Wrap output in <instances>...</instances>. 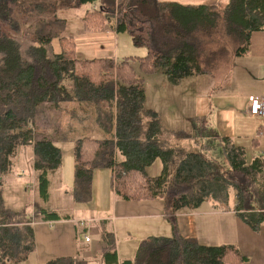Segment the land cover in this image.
<instances>
[{
  "label": "trees",
  "instance_id": "1",
  "mask_svg": "<svg viewBox=\"0 0 264 264\" xmlns=\"http://www.w3.org/2000/svg\"><path fill=\"white\" fill-rule=\"evenodd\" d=\"M224 1L219 8L221 4L192 6L161 0H0V264L28 259L35 249L36 222L73 219L48 206H36L28 216L6 206L3 197L2 178L12 173L19 148L31 146L36 191L43 202L49 200V175L61 165V149L49 137H36V109L63 100H76L83 110L95 113L96 123L108 134L75 139L72 200L90 201L94 170L107 168L119 199H160L162 216L171 228L168 236L139 240L135 255L121 262L113 231L103 229L99 255L103 264L247 260L234 244L208 245L182 236L176 214L210 201L234 211L258 232L264 224V155L248 161L245 148L211 129L205 115L193 117V134L171 133L179 140L190 137L204 152L170 144L157 110L144 106L143 79L130 63L137 60L148 73L161 70L171 84H178L190 76L213 74L232 45L233 57L244 55L252 33L264 31V0ZM86 4L93 7L81 18L85 30L108 25L117 33L128 32L146 53L127 55L118 62L101 56L77 58L74 39L64 35L66 19L58 14ZM17 36L29 41L24 53ZM69 78L72 87L67 90L63 81ZM202 138L206 139L202 142ZM158 159L159 173L150 175L148 169ZM44 264H87V260L65 255Z\"/></svg>",
  "mask_w": 264,
  "mask_h": 264
},
{
  "label": "rangeland",
  "instance_id": "2",
  "mask_svg": "<svg viewBox=\"0 0 264 264\" xmlns=\"http://www.w3.org/2000/svg\"><path fill=\"white\" fill-rule=\"evenodd\" d=\"M92 6V4H86L78 8H64L59 11L58 15L75 20L78 18L79 12L83 14L85 9H90ZM222 6L223 3L219 8ZM69 32L75 33V30L70 28ZM116 37L115 56L119 61L127 55L142 57L145 54V46L139 43L135 44L128 32H116ZM16 38L24 53L29 41L22 36ZM54 46V50L58 51V45ZM78 48L81 50L79 45ZM233 49H235L234 46H230V53L224 55L213 74L190 76L178 84H171L161 70L148 73L142 66L140 67L137 60H130L135 74L143 79L146 95L144 106L157 110L163 131L167 133L165 137L170 144H179L187 151L204 152L201 144L195 143L190 137L185 141L179 140L171 133L183 130L193 134V117L195 115L208 111L210 105L213 108V104L219 100L229 96L235 97V94L250 92L249 88L252 85L249 82L259 79V76L253 75V71L239 68L240 76L246 78V81L240 84L232 80L238 76L235 75L232 63L235 58L232 56ZM63 82L65 88L70 90L71 79L69 78V81L64 79ZM211 85L212 88L209 90ZM239 87L244 89L238 90ZM194 90L200 93L198 97H194L197 95ZM36 110L35 135L37 138L49 137L54 140L61 149V165L56 172L49 175V200L45 203L38 197L36 191L33 150L31 146L20 147L14 160L12 173L2 178L5 204L13 210L25 212L28 216L33 214L36 206H48L61 214H70L73 220L37 222L34 225L35 249L28 259L20 264H44L47 260L66 253L85 257L88 264H101L96 255L102 245L101 231L103 229L113 231L116 251L122 258L133 256L139 240L148 234L171 233L169 223L160 216H147V213L158 214L160 207H156L154 204L146 206L147 209L141 208V204H136L134 200H129L133 201L129 202L119 199L115 195L110 186V170L107 168L94 170L91 200L75 203L69 194L73 183L74 141L81 135L101 137L106 133L97 130L98 125L93 112L83 110L75 100H63L56 105L42 103ZM205 139L202 138L201 141L203 142ZM209 154L211 152L207 153V156L211 157ZM250 156L249 152L247 157L251 158ZM158 165L159 171L161 167L159 159L149 168V171L154 172V175L159 173L157 172ZM127 212L147 213L131 218L127 216ZM75 218H88V220L80 221ZM86 237L90 241L87 242ZM93 252L96 257L92 255Z\"/></svg>",
  "mask_w": 264,
  "mask_h": 264
},
{
  "label": "crops",
  "instance_id": "3",
  "mask_svg": "<svg viewBox=\"0 0 264 264\" xmlns=\"http://www.w3.org/2000/svg\"><path fill=\"white\" fill-rule=\"evenodd\" d=\"M161 1H174L180 4L193 6L199 4L220 5L223 3L224 0H161ZM96 5H98V3H96ZM83 14H80L79 12L77 16L78 18L75 20L65 17L66 27L64 30V35L71 36L74 39L76 57L77 58H96L100 56L111 57L116 62H118L119 59L118 57L115 56L116 55L115 52L117 49L114 44L115 39L117 38L116 32L112 30L108 25H105L101 29L99 28V30H95V31L85 30L81 19ZM70 28H73L75 30V33H70L69 32ZM78 45L80 46L81 50L78 48ZM232 63H233L235 75H238L232 78L234 82L237 81L238 83L242 84L246 81V78L240 76V72L238 71L239 68L240 69L245 68L248 71H253V75L259 76V79L255 80L254 82L251 81L249 82L252 85L249 88L250 92L244 94H235V97L229 96L223 100H219V102L213 104V108H211L210 105L208 111H205L204 113L197 115L207 116L209 127L211 129L217 131L221 135H225L232 138L233 141L236 142V144L243 146L246 151V158L248 161H250L252 160L253 157L257 155H263L264 153V119L252 117L249 115L248 101H247V96L249 94H264L263 93L264 91V31L253 32L250 38V45L248 47L247 52L244 55L235 57L232 60ZM202 76H206V75H202ZM211 88L212 85L210 86L209 90H211ZM237 89L240 90L244 88L239 87ZM255 91H260V92H255ZM194 92L197 93V95H195L194 97H198L200 93L197 90H194ZM75 102L78 103L76 100ZM94 115L95 113H93V116ZM97 130H102L99 127V125ZM104 135L106 134H103V136ZM249 152L251 158L247 157ZM158 169H159V165L157 168V172ZM147 173H149L150 175H154V172H150L149 169ZM155 200L156 199H150V200H140L135 202L136 204H141L140 205L141 208H146V206L148 205L152 206L155 204L156 207H160V212L158 214H152L147 212H140V213L137 212L133 214L127 212V216L133 218L134 216L147 213V216L156 215L164 219L161 213L162 202L160 199L156 201ZM129 202H133V201H129ZM232 204L233 201L231 200V205ZM75 219L88 220V218H75ZM176 221H177L176 226L178 227L180 234L184 237H195L200 243L208 244V245H215L222 243L234 244L239 248L241 253L247 257V260L245 262H242V264H264V224L261 227V229L255 233V231H253L247 224L241 221V219L236 215L234 211L220 207L217 208L210 201L203 202L198 208L194 210H189V209L180 210L176 214ZM149 235L168 236L170 234L151 233L148 234L147 236ZM65 255L68 256L71 254L69 253L59 254L57 256H65ZM92 255L95 256V253L93 252ZM99 255H100V250L96 256H98L99 261L101 262V264H103ZM133 256L122 258L119 257L117 254V259L119 262H121L124 260L131 259ZM82 258L87 260L85 257ZM87 264H88V260H87Z\"/></svg>",
  "mask_w": 264,
  "mask_h": 264
},
{
  "label": "built area",
  "instance_id": "4",
  "mask_svg": "<svg viewBox=\"0 0 264 264\" xmlns=\"http://www.w3.org/2000/svg\"><path fill=\"white\" fill-rule=\"evenodd\" d=\"M247 101H248L249 115L252 117L264 119V94H249L247 96ZM80 221H83V220H80ZM88 240L89 238L86 237V241Z\"/></svg>",
  "mask_w": 264,
  "mask_h": 264
}]
</instances>
